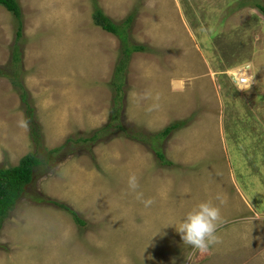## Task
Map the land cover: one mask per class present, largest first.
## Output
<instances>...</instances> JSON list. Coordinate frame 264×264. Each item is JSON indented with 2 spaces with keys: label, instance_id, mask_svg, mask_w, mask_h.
Listing matches in <instances>:
<instances>
[{
  "label": "rangeland",
  "instance_id": "374dc122",
  "mask_svg": "<svg viewBox=\"0 0 264 264\" xmlns=\"http://www.w3.org/2000/svg\"><path fill=\"white\" fill-rule=\"evenodd\" d=\"M253 1L17 0L19 36L0 5V67L22 85L0 75V166L43 160L0 221V264H264V15ZM95 5L117 23L133 16L127 36L146 47L121 72L120 39L94 24ZM240 69L239 84L228 73ZM25 103L38 145L29 120L18 126ZM133 173L150 208L128 189ZM218 195L222 242L200 254L175 227Z\"/></svg>",
  "mask_w": 264,
  "mask_h": 264
},
{
  "label": "trees",
  "instance_id": "16d2710c",
  "mask_svg": "<svg viewBox=\"0 0 264 264\" xmlns=\"http://www.w3.org/2000/svg\"><path fill=\"white\" fill-rule=\"evenodd\" d=\"M0 4H2L7 10H9L13 16L18 21V26L15 32L16 36L20 35L21 28V10L17 0H0ZM253 7L258 9V11L264 15V4L260 1H253ZM93 20L94 23L100 26L102 29L114 34L120 39L123 58L119 61L118 72H121L124 69L125 61L129 58V55L132 51H142L146 47L143 44H136L132 42L126 33V27L131 22V16H127L122 22H115L110 16L105 14L101 8L95 5V11L93 12ZM14 58L18 59V50L14 52ZM5 69L4 67H0V75L5 76L10 79L11 83L20 88L22 85L19 82L18 75L11 70ZM21 89V88H20ZM27 94L24 90L19 95V98L22 102L25 101ZM26 104L25 111L27 112L28 120L30 121V134L32 135L33 141L38 145L39 133L35 130V125H33L32 112L33 108ZM181 125L180 122L172 123L171 125L165 127L161 132L155 133L156 136H163L168 133L170 130L175 129ZM99 130H96L92 133V135L88 138H84L83 141L93 140L95 135ZM134 139L143 140L145 137L142 133H131L129 134ZM69 140V139H68ZM59 150V147L52 148L48 150L49 154H54ZM154 150V148H153ZM156 154L159 158H163V155L155 150ZM43 160L39 158L36 152L27 153L20 158L18 163L14 166L2 167L0 166V221L5 218V214L9 211L10 208L16 203V201L20 198L23 191L25 190V186L29 184L33 179V168L35 169L38 165H41ZM64 206L63 204H60Z\"/></svg>",
  "mask_w": 264,
  "mask_h": 264
},
{
  "label": "clouds",
  "instance_id": "9594fccd",
  "mask_svg": "<svg viewBox=\"0 0 264 264\" xmlns=\"http://www.w3.org/2000/svg\"><path fill=\"white\" fill-rule=\"evenodd\" d=\"M131 19H133V16H131ZM234 73L237 77H239V74H244V71L240 70ZM234 73H228V74H232V76L234 77ZM234 80H236L235 77ZM250 84L251 82L246 86H241L240 88L246 90L250 87ZM174 90L176 89L174 88ZM141 98L147 99L148 94L147 93L142 94ZM158 107H159L158 104H154L150 106L149 111L154 110L155 108ZM18 126L24 130H27L29 127V121L27 118L23 116V114L21 115V119L18 121ZM127 186L129 191L135 194L136 199L141 201L145 208H150L155 203V200L151 197L144 198V193L140 191L139 177L135 173L131 174L128 177ZM215 199L219 201V205L217 203H214L212 199L201 201L183 216V218L179 223V227H175L176 231L181 236L183 244L188 245L192 249L198 251L200 254L208 253L213 246L220 244L222 242L221 237L217 233H218V229L224 223H226V220L222 215V211H221V205L226 203V198H223L218 195ZM169 226H174V225H169ZM121 264H130V261H128L127 258L125 257L122 258Z\"/></svg>",
  "mask_w": 264,
  "mask_h": 264
},
{
  "label": "built area",
  "instance_id": "2783aa9c",
  "mask_svg": "<svg viewBox=\"0 0 264 264\" xmlns=\"http://www.w3.org/2000/svg\"><path fill=\"white\" fill-rule=\"evenodd\" d=\"M234 77H235V79L237 80L238 83L244 82V81H242V80H243L242 77H244L245 79L248 78V76L245 75V74H239V77H240V80H241V82H239V80H238L239 77H237V76L235 75V73H234Z\"/></svg>",
  "mask_w": 264,
  "mask_h": 264
},
{
  "label": "bare ground",
  "instance_id": "6f19581e",
  "mask_svg": "<svg viewBox=\"0 0 264 264\" xmlns=\"http://www.w3.org/2000/svg\"><path fill=\"white\" fill-rule=\"evenodd\" d=\"M243 78V80L242 81H246V79L244 78V77H242ZM239 82H241V80H240V77H239ZM244 82H241V83H244Z\"/></svg>",
  "mask_w": 264,
  "mask_h": 264
},
{
  "label": "crops",
  "instance_id": "0c3cea01",
  "mask_svg": "<svg viewBox=\"0 0 264 264\" xmlns=\"http://www.w3.org/2000/svg\"><path fill=\"white\" fill-rule=\"evenodd\" d=\"M240 70L242 71V69H240ZM192 71H193V72L196 71V67H193Z\"/></svg>",
  "mask_w": 264,
  "mask_h": 264
}]
</instances>
